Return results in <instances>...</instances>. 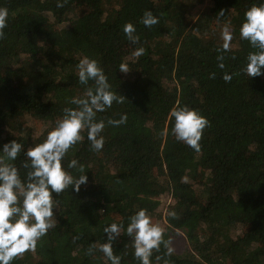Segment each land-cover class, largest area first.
<instances>
[{
    "label": "trees",
    "instance_id": "trees-1",
    "mask_svg": "<svg viewBox=\"0 0 264 264\" xmlns=\"http://www.w3.org/2000/svg\"><path fill=\"white\" fill-rule=\"evenodd\" d=\"M61 2L0 0L8 9L0 39V146L42 142L63 109L75 107L68 99L84 93L76 75L84 56L98 61L125 100L97 113L105 121L102 150H91L86 132L69 150L64 163L77 159L87 182L54 194L55 226L13 264H108L96 250L106 239L103 226L126 225L140 208L164 228L170 247L179 235L188 241L171 256L162 244L152 264H264V75L241 72L254 49L239 36L245 10L259 0ZM146 10L158 18L150 28L139 22ZM128 22L136 44L123 32ZM226 30L232 39L224 51ZM121 63L129 71L121 72ZM225 72L231 81L222 79ZM177 104L209 121L199 152L171 134L168 113ZM121 113L125 124H107ZM25 159L22 151L12 162L22 179ZM129 242L122 230L113 253L120 264H139Z\"/></svg>",
    "mask_w": 264,
    "mask_h": 264
},
{
    "label": "clouds",
    "instance_id": "clouds-1",
    "mask_svg": "<svg viewBox=\"0 0 264 264\" xmlns=\"http://www.w3.org/2000/svg\"><path fill=\"white\" fill-rule=\"evenodd\" d=\"M57 0V7H61ZM8 9L0 7V39L5 35L4 29L8 23ZM140 23L150 28L158 23V18L152 11L146 10L140 18ZM135 25L131 22L123 25V32L133 44L138 42L135 35ZM241 40H247L254 51L246 56V63L241 72L248 77L264 75V0L253 3L245 10L239 26ZM223 50L229 49L232 39L230 31L223 33ZM143 48L135 50L136 55L143 53ZM218 61L223 56L217 57ZM218 67L223 68L222 62ZM76 75L80 84L85 85L82 96H73L68 103L75 107H66L44 140L27 149L13 139L0 146V264H13L14 259L24 253L33 251L37 242L55 226L54 209H57V199L54 194L62 193L69 186L79 190L87 182L84 166L77 159L65 157L69 150L85 136L93 151H100L104 145L105 121L97 119V113L111 108L113 102L123 103L125 97L113 91L103 68L96 59L84 56L76 64ZM121 72L129 71L125 63L119 65ZM215 74H210L214 76ZM225 82L232 79V74L222 75ZM89 81L92 82L89 86ZM171 122V134L176 141L186 144L196 152L201 150L200 140L209 121L197 109L188 105H175L168 113ZM127 122V114L121 113L119 119L107 120L111 126H120ZM23 151L26 157L21 167L26 169L23 179L19 169L12 162ZM69 169H75L79 174L73 175ZM168 216L175 217V211H168ZM130 237L133 258L139 264H152L153 250L157 252L163 244L165 256H171L173 248L164 239V228L152 221L147 210L140 208L123 221L112 222L103 226L105 240L96 247L103 253L108 264H120L121 257L113 253V242L121 235V231ZM128 244V243H127ZM93 247L88 249L92 252ZM157 261L160 256L155 257ZM164 264H169L165 259Z\"/></svg>",
    "mask_w": 264,
    "mask_h": 264
},
{
    "label": "rangeland",
    "instance_id": "rangeland-1",
    "mask_svg": "<svg viewBox=\"0 0 264 264\" xmlns=\"http://www.w3.org/2000/svg\"><path fill=\"white\" fill-rule=\"evenodd\" d=\"M187 244L188 241L186 237L184 235H179L171 242V247L173 248V252L177 254H182L184 250L187 248Z\"/></svg>",
    "mask_w": 264,
    "mask_h": 264
}]
</instances>
